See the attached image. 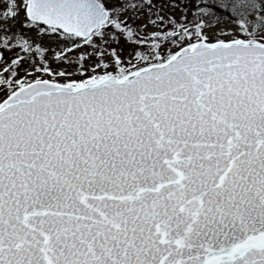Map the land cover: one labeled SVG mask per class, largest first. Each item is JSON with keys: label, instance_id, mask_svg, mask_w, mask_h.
I'll return each instance as SVG.
<instances>
[{"label": "snow or ice", "instance_id": "1", "mask_svg": "<svg viewBox=\"0 0 264 264\" xmlns=\"http://www.w3.org/2000/svg\"><path fill=\"white\" fill-rule=\"evenodd\" d=\"M0 264H264V0H0Z\"/></svg>", "mask_w": 264, "mask_h": 264}]
</instances>
